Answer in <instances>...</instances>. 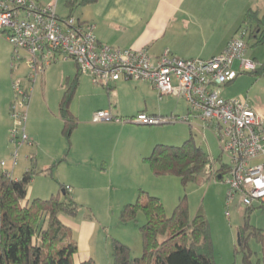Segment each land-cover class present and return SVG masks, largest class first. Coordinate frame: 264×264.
<instances>
[{
    "label": "crops",
    "instance_id": "1",
    "mask_svg": "<svg viewBox=\"0 0 264 264\" xmlns=\"http://www.w3.org/2000/svg\"><path fill=\"white\" fill-rule=\"evenodd\" d=\"M35 1L41 5L53 4L55 10L59 2ZM81 8L79 19L94 24V34L100 43L118 48L145 47L152 57H157L163 50L168 49L180 58L207 59L221 53L226 43L236 36L243 15L248 9L264 13V0H97ZM10 57L8 50L0 58L9 66ZM252 61L260 63L255 58ZM234 64L233 68L238 70L239 64L237 68ZM43 75L44 72L40 77ZM75 78L76 88L70 110L77 118V125L71 134L67 156L56 167L57 182L69 186L67 190L77 202H85L90 197L102 202H110L114 198L118 204L126 199V194L130 196L143 188L145 178L141 179L139 176L142 174L149 177V166L142 158L148 156L153 146L158 144L162 132L159 128H149L136 122H94L93 114L103 109L113 116L126 118L145 112L171 118L173 121H183V117L189 114L187 102L174 93L159 95L145 81L120 79L107 86L95 85L88 75H77L76 69L67 73L64 82ZM3 88L0 94V152L4 157H9L8 106L12 92L8 81ZM232 88L233 92L229 97H246L264 125V77L241 75L233 81ZM81 92L88 98L83 108L76 106L74 100L76 93ZM59 100L55 102L54 109L50 107L53 127L49 131L47 142L27 129L26 134L31 144H24L22 147L30 155L18 167L11 162V158L8 166L2 160L4 165L0 166L12 178L19 179L33 164L37 171L45 170L64 154L66 145L59 139L62 128V120L57 114ZM192 116L198 118L194 114ZM189 119L190 117L184 121L188 125L191 124ZM202 125L204 126L203 122ZM51 137L55 138L54 144L51 143ZM45 145L48 150L42 151ZM209 156L216 158L212 154ZM61 169H67L70 176H63ZM46 175L40 172L33 176L27 187L25 202L47 194L45 190L51 184ZM123 175L132 177L126 180L120 177ZM92 178L94 180L90 182ZM64 224L72 229L77 241L78 249L73 256V263L80 264L88 258L94 259L96 263L100 262L103 255L97 234L99 225L94 217L87 214L75 216Z\"/></svg>",
    "mask_w": 264,
    "mask_h": 264
},
{
    "label": "built area",
    "instance_id": "2",
    "mask_svg": "<svg viewBox=\"0 0 264 264\" xmlns=\"http://www.w3.org/2000/svg\"><path fill=\"white\" fill-rule=\"evenodd\" d=\"M94 24L74 16L60 17L55 5H41L35 0H0V34L12 47L13 66L25 62L27 77L34 81L47 66L70 59L78 74L88 75L95 85L107 86L120 79L149 82L159 95L174 93L188 105L189 116L195 114L204 126L211 127L220 144V155L226 157L227 203L239 196L245 208L264 207V125L246 97L223 98L220 86L234 80L241 72L257 64L244 56L246 29L239 28L223 51L211 58H180L168 49L152 57L147 48H118L98 42ZM239 61L238 70L233 68ZM13 98L9 116L13 126L10 141L18 146L28 141L24 130L27 92L19 81L12 82ZM94 122H136L161 124L171 118L138 112L133 117H116L108 110H97ZM13 153V164L16 163ZM206 170L217 173L215 159ZM1 166L4 165L2 161ZM66 189L69 186H65Z\"/></svg>",
    "mask_w": 264,
    "mask_h": 264
},
{
    "label": "trees",
    "instance_id": "3",
    "mask_svg": "<svg viewBox=\"0 0 264 264\" xmlns=\"http://www.w3.org/2000/svg\"><path fill=\"white\" fill-rule=\"evenodd\" d=\"M96 1L64 0L67 16H72L78 7ZM241 27L246 29L248 38L254 39L255 45L264 42V13L248 9L241 20ZM247 73L253 78L264 77V63L257 64ZM75 88L76 78L65 82L58 103L61 133L67 144L64 154L45 170L37 171L30 167L19 179L12 178L7 172L0 173V264H74L77 241L72 229L60 219L61 215L75 217L79 210V204L70 192L59 183L58 191L50 197L25 200L33 176L40 172L52 176L54 167L67 156L71 134L77 125V118L70 110ZM144 160L153 175H175L183 186L211 177L206 170L211 163L210 156L195 143L192 133L181 145L155 144ZM215 161L218 168L214 179L222 180L218 178L221 176L218 172L223 170L225 164L220 154ZM252 208H246V211ZM138 211L146 215L145 223L139 227L142 253L139 257H132L127 245L113 239V264H215L209 221L201 208L193 217L190 216L185 195L179 198L172 213L166 216L161 200L140 188L135 201L125 203L120 209V221L126 223L135 219ZM238 231L239 245L244 244V233L247 231L258 240L264 239V233L249 225L246 217ZM80 264L97 263L88 258Z\"/></svg>",
    "mask_w": 264,
    "mask_h": 264
},
{
    "label": "rangeland",
    "instance_id": "4",
    "mask_svg": "<svg viewBox=\"0 0 264 264\" xmlns=\"http://www.w3.org/2000/svg\"><path fill=\"white\" fill-rule=\"evenodd\" d=\"M56 13L60 17L67 16L68 10L63 4V0H59L58 5L56 6ZM81 13L82 8L78 7L72 13V16L79 18ZM244 40L247 43V49L244 56L251 60L252 58L257 59V61L260 62L257 64L264 63L262 62L264 61V42L255 45L254 39H250L248 36H245ZM8 50L10 51L11 56L12 47L6 41L5 37L0 34V57H2L3 52L6 53ZM234 63V67L237 68L239 61L236 60ZM74 70H76V68L72 60H59L57 63H51L47 66L44 70L43 76H39L34 81H31L27 77L28 68L25 62H20L18 65L13 66L11 59L9 66H6L0 58V94L7 81L11 86L12 98L13 81H19L21 88L25 89L27 92L25 108L26 117L23 122L26 133H28V129L34 133L37 138L44 140V142L48 140L50 134L49 131L53 127L50 107L54 109L55 102L59 100L62 94L63 84H65L64 81L67 73H71ZM245 74L249 75L247 71H244V73H240L235 79L237 80L238 77ZM235 79L232 80L231 84L220 86L221 96L226 98L231 97L230 95L233 92L232 84L233 81H236ZM74 100L76 106H79L80 108L85 107L88 102V98L84 92L79 94L76 93ZM189 121L191 123L190 125L181 120H169L168 123L166 122L164 124H151L144 126L149 128H159L162 133H160L161 135L158 144L181 145L184 140L189 137L190 133H192L197 145L215 157L219 155L221 152L220 144L213 129L211 127L203 126L199 118H194L192 116ZM13 124V120L9 116V129ZM59 139L67 145L63 135H61V130L59 131ZM54 142L55 138L51 137V143L54 144ZM7 144L9 157H4L5 155H2V152H0V162L4 160L8 166L10 158L13 163V153L17 152L15 166L18 167L23 160L26 159V156L28 157L30 155L22 146L24 144H31V142L29 143L28 140L21 146L17 147L10 141L8 135ZM45 150H48L46 145L42 148V151ZM142 160L147 164L144 157ZM226 160V157L222 155V162H226ZM215 166L218 167L217 162L215 163ZM30 167L36 169L34 164ZM56 167H58V165L53 169V176L46 175L48 178L47 181L51 184V187H47L45 190L47 194H45L44 197L39 198L46 199L50 197L51 194L58 191L59 183L57 182ZM148 169L149 167H147L149 176L147 177L148 181L142 174L139 176L141 179L145 178L142 186L143 188L141 189L157 196L161 200L166 216H169L172 213L179 198L184 195L188 202L189 214L191 217L195 215L199 208L204 212L210 225L215 264H264V239H262V241L258 240L254 234H249L247 231L244 233V244H238V239L240 238L238 229L243 224L244 217L247 218L249 225L254 226L257 229L259 228L264 233V207H258L257 204H254L252 210L247 212L246 208L239 203V196L237 195L233 200L227 203L226 191L228 185L225 182L226 176H224L222 180H216L214 177H210L208 180L191 182L183 186L180 179L175 175L156 176L151 173L150 169ZM3 170L4 169L0 166V173L4 172ZM61 174L63 176H70L67 169H61ZM120 177L129 180L132 176L123 175ZM93 180L94 179L92 178L90 182ZM136 196L137 190L130 196L129 194H126L124 196L126 199L121 200L118 204H116L114 198H112L110 202H102L93 199V197L86 198L85 202L76 201L79 204V210L76 216L79 217L87 214L94 217L98 222V241L103 255L99 261L102 262L103 259L102 264H113L111 252L113 239H117L127 245L130 248L132 257H139L141 255L142 241L139 227L145 223L146 215L143 211H138L135 219L126 223H122L119 218V211L122 206L127 202H134ZM69 218L70 217L65 215L60 216V219L64 223H66ZM105 248L106 251H104ZM97 258H99V256H97ZM100 262L97 261V264H100Z\"/></svg>",
    "mask_w": 264,
    "mask_h": 264
},
{
    "label": "water",
    "instance_id": "5",
    "mask_svg": "<svg viewBox=\"0 0 264 264\" xmlns=\"http://www.w3.org/2000/svg\"><path fill=\"white\" fill-rule=\"evenodd\" d=\"M166 123V122H165ZM168 123V122H167ZM164 124V123H161ZM218 178H220V175L218 176ZM238 244H240V238L238 239Z\"/></svg>",
    "mask_w": 264,
    "mask_h": 264
}]
</instances>
